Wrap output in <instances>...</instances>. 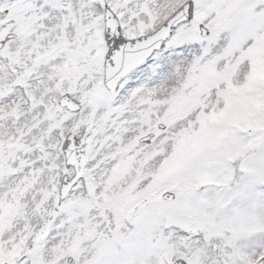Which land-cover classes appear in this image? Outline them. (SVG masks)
I'll return each instance as SVG.
<instances>
[{
	"label": "snow or ice",
	"instance_id": "6c2138e0",
	"mask_svg": "<svg viewBox=\"0 0 264 264\" xmlns=\"http://www.w3.org/2000/svg\"><path fill=\"white\" fill-rule=\"evenodd\" d=\"M0 264H264V0H0Z\"/></svg>",
	"mask_w": 264,
	"mask_h": 264
}]
</instances>
